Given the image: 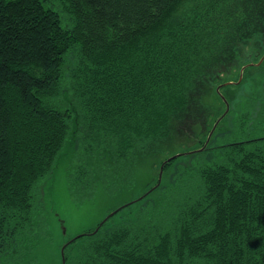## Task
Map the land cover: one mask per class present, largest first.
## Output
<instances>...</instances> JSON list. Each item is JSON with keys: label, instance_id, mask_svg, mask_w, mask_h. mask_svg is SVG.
Segmentation results:
<instances>
[{"label": "trees", "instance_id": "1", "mask_svg": "<svg viewBox=\"0 0 264 264\" xmlns=\"http://www.w3.org/2000/svg\"><path fill=\"white\" fill-rule=\"evenodd\" d=\"M263 89L264 0H0V264L51 234L66 156L74 202L131 188L138 159L156 175L65 264H264ZM179 126L209 130L180 154Z\"/></svg>", "mask_w": 264, "mask_h": 264}, {"label": "rangeland", "instance_id": "2", "mask_svg": "<svg viewBox=\"0 0 264 264\" xmlns=\"http://www.w3.org/2000/svg\"><path fill=\"white\" fill-rule=\"evenodd\" d=\"M233 82L236 83L235 80ZM244 92H247L245 84ZM239 93L241 90H236L234 95ZM262 94L264 97V89ZM211 101L210 95L202 100L203 104H208ZM262 109H264V103ZM185 127L183 129H181L182 126L174 127L173 136L165 144L167 146L173 145L170 148H174L176 153L180 152L181 154L184 150L176 143L187 146L188 149H196V145L193 144L195 142L193 138L195 130L201 129L202 134L209 130V126L201 128L202 125L194 128L192 126ZM171 151H168L167 155ZM161 158L164 159L163 156ZM69 159V156H66L57 162L52 178L45 182L42 190L44 208L49 214V221L52 226L51 234L20 264H62L61 248L68 239L95 228L97 224L102 223L109 216L113 209H118L130 201L139 199L153 186V178L156 175L151 166L153 159L149 157L142 160L138 159V162L137 160L135 162V180L131 188H126L116 196L111 197L103 191L101 185H98L93 199L74 202L71 200L67 188L69 168L72 163ZM188 160L184 157L181 159V161ZM61 223L65 228V235L62 233Z\"/></svg>", "mask_w": 264, "mask_h": 264}, {"label": "water", "instance_id": "3", "mask_svg": "<svg viewBox=\"0 0 264 264\" xmlns=\"http://www.w3.org/2000/svg\"><path fill=\"white\" fill-rule=\"evenodd\" d=\"M260 62H262V59H261ZM260 62H259V63H260ZM243 69H244V68H243ZM243 69H242V70H243ZM242 70H241V73H240V77H239V81H238V82H240V80H241V78H242ZM219 89H220V88H217V90H216L218 93H219ZM219 94H220V93H219ZM220 98H221L222 101L224 102V104H225V106H226V110H225L223 116H222V117H221V118H220V119L214 124L212 130L210 131V133H209V135H208V137H207V140H206V142H205L204 147L201 148V149H199L198 151H202V150L207 146V144H208V142H209V140H210V138H211V136H212V134H213V132H214L216 126H217V124H218L219 121L224 117V115H226V113H227L228 110H229V105H228L227 101L225 100V98H224L221 94H220ZM175 157H176V156L170 158L169 160L174 159ZM169 160H168V161H169ZM161 173H162V167L160 168V173H159V177H158V182H160V180H161ZM116 211H117V210H116ZM116 211H113L111 214H109L108 217L112 216ZM108 217H107L102 223H104V222L108 219ZM61 228H62V233H63V235H65L66 231H65V228H64V226L62 225V223H61ZM64 247H65V246H63V247L61 248L62 264H65V259H64V256H63Z\"/></svg>", "mask_w": 264, "mask_h": 264}]
</instances>
